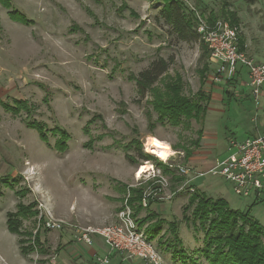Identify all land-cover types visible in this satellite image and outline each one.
Here are the masks:
<instances>
[{
    "label": "rangeland",
    "instance_id": "rangeland-1",
    "mask_svg": "<svg viewBox=\"0 0 264 264\" xmlns=\"http://www.w3.org/2000/svg\"><path fill=\"white\" fill-rule=\"evenodd\" d=\"M188 1L194 5L193 0ZM9 2L13 10L33 23L27 26L10 19L9 11L0 3V264H93L94 255L109 257L110 264H145L111 256L99 236H92L91 246L77 241L82 230L116 225L118 214L130 210L123 186L144 188L141 200L147 203L144 207L140 200L141 215L133 218L130 210L143 233L145 225L159 219L155 217L143 227L138 221L155 215L153 206L169 204L172 210L168 219L177 224L183 249L191 254L201 248L202 234L194 233L181 218L186 198L191 195L187 189L177 192L185 180L173 184L170 175H163L162 167L181 177L168 166L188 168L182 146L195 140L200 128L193 121L178 128L155 124L152 97L148 94L141 100L134 81L129 80L159 58L172 60L168 75L180 76L183 94L193 98L200 89L199 71L206 62L199 41L182 42L176 37L161 14L160 0ZM122 4L126 8L120 11ZM197 10L206 17L211 12L235 27L238 46L250 58L264 63V0H201ZM182 13L186 15L185 10ZM209 76L210 71L204 77L203 91L211 100L201 143L193 153L198 158L207 157L210 163L227 155L230 139L242 140L255 134L264 120V98L255 102L247 86L237 84L234 90L227 89L224 82L211 84ZM245 77L242 73L244 84ZM226 90L231 97L224 95ZM13 99L27 101L33 107L30 120L45 124L48 130H64L70 136L67 151L53 149L55 137L50 134L48 142H42L38 133L27 127L25 113L12 116L5 112L1 103ZM149 137L162 141L176 155L164 162L150 155L145 148ZM132 140L139 141L142 152L158 164L139 160L134 150L128 154L138 161L130 164L118 145ZM146 164L153 170L137 179L139 169ZM158 173L168 184L161 192ZM204 178L230 193L233 209L249 208L250 215L264 227V197L251 206L253 198L235 196L220 177ZM153 186L158 189L153 191ZM173 193L175 196L167 199ZM20 202L35 203L38 212L37 217L22 222L21 231L30 234L22 237L9 233L6 227L7 213L15 212ZM48 214L60 222L59 230L46 228ZM166 225L162 226L164 239L168 235ZM36 233L39 245H33ZM19 239L25 241L24 247L32 248L26 256L20 253ZM157 250L161 264H180L159 245ZM200 262L206 264L202 259Z\"/></svg>",
    "mask_w": 264,
    "mask_h": 264
},
{
    "label": "trees",
    "instance_id": "trees-1",
    "mask_svg": "<svg viewBox=\"0 0 264 264\" xmlns=\"http://www.w3.org/2000/svg\"><path fill=\"white\" fill-rule=\"evenodd\" d=\"M160 1L163 3L161 14L166 22L171 25L176 37L182 42L199 41L194 31L195 20L193 13L179 0ZM193 1L195 8L199 9L201 0ZM0 3L9 11L7 15L10 19L23 25L28 24L27 26H29V23H33L32 21H27L21 13L13 10L9 0H0ZM125 8L126 6L122 4L120 11ZM184 10L186 11V15L182 13ZM230 15L233 17L232 14ZM207 20L209 24H212L218 18H215L210 12ZM232 22H234L233 19ZM199 44L201 57L206 62L199 71L201 79L200 89L194 94L193 98L183 94V84L180 76L172 77L168 75L169 64L172 60L166 61L159 58L151 62L148 68L138 73L136 77L131 76L129 78V80L134 81L136 92L141 100L146 98L148 94L152 97L150 106L153 113L157 115L155 124H169L174 128H178L184 125L188 126L193 121L199 126L200 129L196 131V139L191 140L188 146H182L185 163L192 157L193 150L199 148L203 136L202 129L205 123V116L211 100L210 96L203 91L204 77L209 71L211 72L208 60L209 52L202 42L199 41ZM239 49L243 50L241 45ZM237 84L238 81L234 78L225 85L227 89L234 90ZM224 93L227 97H231L232 95L228 90L224 91ZM1 106L5 112L12 116H19L21 113H25L27 127L35 130L42 142L47 143L48 134H50L55 137L53 149H59L61 152L67 151V143L70 140V136L59 127L48 130L45 124L30 120L33 107L27 101L13 99L10 103H1ZM96 117L100 118L99 116ZM149 118H151L150 114ZM92 121L94 120L89 121L87 124H90ZM151 125H154L153 122ZM86 147L91 148V144H87ZM118 148L122 150L125 159L132 165L138 161L135 157L128 154L132 150L135 151L139 160L144 162L154 161L158 164V161L154 157L142 152L141 144L137 140H132L124 145L119 144ZM162 167L164 171L163 175H170L173 184L179 185L184 181L182 177L170 174L164 165ZM122 188L124 196L128 194L127 203L132 211V217L136 218L142 211L140 200L144 188H129L125 186ZM157 189V186L152 187L153 191ZM256 203L259 202L254 201L251 206L256 205ZM35 206V203L29 205H24L21 202L18 203L16 211L9 212L6 215L7 231L19 237H22L24 233L26 234V232L21 231L22 222L38 216ZM191 208L190 215H187V211ZM155 217L156 215L154 214H148L144 220L138 221V226L143 227L147 221H151ZM182 221L189 224L194 233L202 234V247L188 254L183 249L182 241L178 237L177 224L175 222L167 223L168 234L171 240H168L166 251L178 263L200 264L202 259L206 264H264V227L250 215L249 208L243 211L235 210L230 208L229 204L222 198L212 199L194 190L188 198L187 206L183 209ZM164 223L162 220H157L153 225H147L144 232L147 240L152 241L159 236L161 226ZM33 238V245H39L40 241L37 233L33 235ZM162 239H158L160 243ZM24 243L23 239L18 240L20 253L26 256L32 248H29V246L24 247Z\"/></svg>",
    "mask_w": 264,
    "mask_h": 264
},
{
    "label": "built area",
    "instance_id": "built-area-1",
    "mask_svg": "<svg viewBox=\"0 0 264 264\" xmlns=\"http://www.w3.org/2000/svg\"><path fill=\"white\" fill-rule=\"evenodd\" d=\"M179 1L193 13L194 31L209 52L211 66L209 81L211 84L219 85L223 82L226 84L236 78L238 85L242 84L250 89L249 95L255 102L263 98L264 63L255 61L239 49L237 29L220 20L209 24L207 17L202 15L194 5L191 6L190 1ZM242 73L246 76L245 84L242 80ZM168 167L175 169L181 177L189 176L188 168L181 165L174 167L169 165ZM206 175L223 179L231 186L233 194L239 198L251 197L253 200H261L264 197V125L261 131L254 136L242 140L230 139L227 143V156L217 161L206 173L198 174L199 177ZM153 176L156 177L154 173ZM158 179V190L161 192L168 184L166 178L159 173ZM186 183L187 181H184L180 189H183ZM188 191L194 192L192 188ZM160 198L163 200V197ZM171 198L172 196L167 197V199ZM141 201L145 207L147 200ZM130 215V210L126 209L118 214L116 225L82 230L77 241L85 246H91L92 236H99L111 254H119L123 258L141 261L145 264H161V257L156 246L147 240ZM45 226L49 230L61 228L60 222L49 214ZM93 264H110V260L109 257H96Z\"/></svg>",
    "mask_w": 264,
    "mask_h": 264
},
{
    "label": "crops",
    "instance_id": "crops-1",
    "mask_svg": "<svg viewBox=\"0 0 264 264\" xmlns=\"http://www.w3.org/2000/svg\"><path fill=\"white\" fill-rule=\"evenodd\" d=\"M263 125H264V120L262 121V125L255 128L254 133L258 134L261 131ZM255 134H253V136ZM226 156H224L223 158H220V159L215 158L213 161H210V163H209V161L207 160V157L206 158L205 157L204 158H198L197 156H194V153H193L192 157L188 160V166L187 167L189 169V176L184 179L185 181H187V183L183 189L179 188L177 190V192L184 191L185 189L189 190L190 188H192L193 190L200 191L201 193H204L205 195H209L208 197H210V198H222V199H224L229 204L230 208L233 209V207L230 205V202L228 199L231 195L227 190H224V188H220V186H218V184H212L213 182H210L209 179H205L204 176L203 177L198 176L199 173H206L209 169H211L215 165V163L217 161L223 160ZM176 193H173L172 197H174ZM186 199H187L186 200V203H187L188 197ZM181 201H185V200H181ZM254 201L259 202L260 200H254ZM171 208L172 207L169 206V204L168 205L159 204V205L153 206L151 208L153 210H151V211H153L152 213H155L157 219L165 222L163 225H166L167 223L169 224L171 222H174V221H169V219H168V217H170L169 215H170V212L172 210ZM235 210H238V209H235ZM182 212H183V209L181 211V215H182ZM140 215H141V213H140ZM140 215H138L137 217H139ZM181 218H182V216H181ZM162 226H161V231H160L159 236H157L151 242L156 246V248L159 245V247H161V250L166 251L168 244H164V243L167 241V239H169V234L164 239L166 232L164 230H162ZM144 227H146V225ZM160 238H163L161 240V243L158 240ZM92 251H94V250L92 249ZM110 255L111 256L112 255L120 256L119 254H113V253L112 254L110 253ZM94 257L96 258L97 256L94 255ZM110 263H111V261H110Z\"/></svg>",
    "mask_w": 264,
    "mask_h": 264
},
{
    "label": "bare ground",
    "instance_id": "bare-ground-1",
    "mask_svg": "<svg viewBox=\"0 0 264 264\" xmlns=\"http://www.w3.org/2000/svg\"><path fill=\"white\" fill-rule=\"evenodd\" d=\"M145 148L150 155L155 156L161 162L167 161L176 155L168 145L154 137H149L146 139ZM150 167V164L142 166L139 169L136 178L140 179L143 175H146L152 169V167Z\"/></svg>",
    "mask_w": 264,
    "mask_h": 264
}]
</instances>
